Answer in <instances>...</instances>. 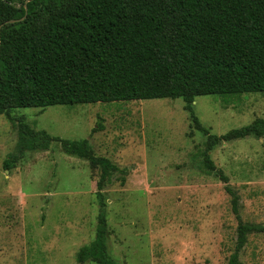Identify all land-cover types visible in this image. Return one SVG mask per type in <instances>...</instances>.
<instances>
[{
	"label": "rangeland",
	"instance_id": "obj_1",
	"mask_svg": "<svg viewBox=\"0 0 264 264\" xmlns=\"http://www.w3.org/2000/svg\"><path fill=\"white\" fill-rule=\"evenodd\" d=\"M182 98H154L0 114V264H96L77 252L96 232L100 171L64 152L15 153L19 121L65 139H88L120 168L103 189L109 250L121 264H229L238 219L225 183L201 167L206 137L193 126ZM194 109L221 135L264 117V93L201 95ZM240 196L245 222L264 227V137L222 141L212 152ZM264 264V231L240 252Z\"/></svg>",
	"mask_w": 264,
	"mask_h": 264
},
{
	"label": "trees",
	"instance_id": "obj_2",
	"mask_svg": "<svg viewBox=\"0 0 264 264\" xmlns=\"http://www.w3.org/2000/svg\"><path fill=\"white\" fill-rule=\"evenodd\" d=\"M8 20L0 28V114L14 121L10 110L18 107L182 98L206 137L201 167L225 183L239 221L229 264H245L241 250L264 227L242 219L239 193L211 152L222 141L264 137V117L218 135L202 124L194 101L264 93V0H0V26ZM55 141L100 171L95 237L77 259L121 264L109 250L103 192L120 171L114 161L88 139L61 138L21 120L6 166Z\"/></svg>",
	"mask_w": 264,
	"mask_h": 264
},
{
	"label": "water",
	"instance_id": "obj_3",
	"mask_svg": "<svg viewBox=\"0 0 264 264\" xmlns=\"http://www.w3.org/2000/svg\"><path fill=\"white\" fill-rule=\"evenodd\" d=\"M27 1H29V0H27ZM26 9H27V6H26ZM11 21H14V20H8V21L2 23L1 26H0V28H1L5 23L11 22Z\"/></svg>",
	"mask_w": 264,
	"mask_h": 264
}]
</instances>
